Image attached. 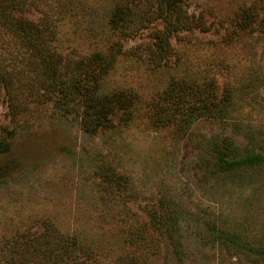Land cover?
I'll use <instances>...</instances> for the list:
<instances>
[{
	"label": "rangeland",
	"instance_id": "1",
	"mask_svg": "<svg viewBox=\"0 0 264 264\" xmlns=\"http://www.w3.org/2000/svg\"><path fill=\"white\" fill-rule=\"evenodd\" d=\"M74 1L76 13L65 17L53 3L46 5L58 16L66 52L88 54L116 40L105 22L113 0ZM251 2L187 0L204 28L172 37L173 54L163 66L146 63L148 33L124 42L103 85L139 95L126 128L89 136L49 105L31 106L13 119L1 95L0 141L7 139L4 128L14 135L10 151L0 154V241L16 231L38 232L48 219L78 235L93 250L95 264H264V166L240 175L215 174L214 157L206 151L210 139L226 136L264 156V34L257 24L250 31L234 25ZM26 15L37 21L42 13ZM173 78L230 90L229 119H198L187 136L154 125L149 102ZM101 166L128 182L129 210L139 222L164 206L175 211L180 250L157 234L146 244L126 243L119 217L110 218L119 207L103 201Z\"/></svg>",
	"mask_w": 264,
	"mask_h": 264
},
{
	"label": "trees",
	"instance_id": "2",
	"mask_svg": "<svg viewBox=\"0 0 264 264\" xmlns=\"http://www.w3.org/2000/svg\"><path fill=\"white\" fill-rule=\"evenodd\" d=\"M113 2L105 22L116 40L104 49L73 54L63 47L58 16L53 17L46 5L53 3L57 14L65 17L76 13L77 2L0 0V97H5L13 119L31 106L49 105L58 117L76 121L89 136L126 128L134 119L139 95L130 89L107 91L103 85L123 54L124 42L148 33L151 41L144 50L146 63L163 66L173 54L172 37L204 28L202 18L189 12L187 0ZM31 10L41 11L39 20L28 18L26 13ZM256 24L264 34V0H252L234 18L240 31H250ZM233 105L230 90H220L215 82L201 84L173 78L149 102V112L154 125L171 127L176 134L187 136L198 119H229ZM3 130L7 139L0 141V154L10 151L14 135V130ZM206 151L214 157L215 174L240 175L264 166L262 153L253 146L242 148L226 136L210 139ZM100 179L105 204L119 207L120 212L110 218L119 217L126 243L146 244L157 234L180 250V223L175 211L167 206L161 212L151 210L146 213L148 221L141 223L129 210L127 200L131 197H127L124 177L102 167ZM95 260L93 250L84 246L78 235L61 231L48 219L42 221L38 232L16 231L0 241V264H95Z\"/></svg>",
	"mask_w": 264,
	"mask_h": 264
}]
</instances>
